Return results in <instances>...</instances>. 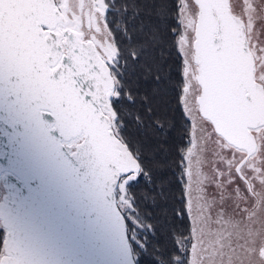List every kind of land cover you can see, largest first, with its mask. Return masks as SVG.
I'll return each mask as SVG.
<instances>
[{
  "label": "snow or ice",
  "instance_id": "obj_1",
  "mask_svg": "<svg viewBox=\"0 0 264 264\" xmlns=\"http://www.w3.org/2000/svg\"><path fill=\"white\" fill-rule=\"evenodd\" d=\"M0 109L138 264H264V0H0ZM0 264L30 261L5 239Z\"/></svg>",
  "mask_w": 264,
  "mask_h": 264
},
{
  "label": "water",
  "instance_id": "obj_2",
  "mask_svg": "<svg viewBox=\"0 0 264 264\" xmlns=\"http://www.w3.org/2000/svg\"><path fill=\"white\" fill-rule=\"evenodd\" d=\"M71 160L0 109V225L30 264H135L123 230ZM74 167V165H73Z\"/></svg>",
  "mask_w": 264,
  "mask_h": 264
},
{
  "label": "trees",
  "instance_id": "obj_3",
  "mask_svg": "<svg viewBox=\"0 0 264 264\" xmlns=\"http://www.w3.org/2000/svg\"><path fill=\"white\" fill-rule=\"evenodd\" d=\"M4 236V229L0 228V242H2ZM133 260L135 264H138L139 260L144 256L145 254L138 251V250H133L131 249Z\"/></svg>",
  "mask_w": 264,
  "mask_h": 264
},
{
  "label": "flooded vegetation",
  "instance_id": "obj_4",
  "mask_svg": "<svg viewBox=\"0 0 264 264\" xmlns=\"http://www.w3.org/2000/svg\"><path fill=\"white\" fill-rule=\"evenodd\" d=\"M0 184H1V186H2V191H3L2 195H0V200H1V199H2V196H3V194H4V190H3V185H2L1 177H0ZM0 189H1V187H0ZM0 193H1V190H0ZM0 228H2L1 225H0ZM2 229H4V228H2ZM4 233H5V229H4Z\"/></svg>",
  "mask_w": 264,
  "mask_h": 264
},
{
  "label": "rangeland",
  "instance_id": "obj_5",
  "mask_svg": "<svg viewBox=\"0 0 264 264\" xmlns=\"http://www.w3.org/2000/svg\"><path fill=\"white\" fill-rule=\"evenodd\" d=\"M0 187H1V193H0V195H2V193H3V191H2V186H1V184H0ZM3 238H4V236H3ZM2 241H3V239H2Z\"/></svg>",
  "mask_w": 264,
  "mask_h": 264
}]
</instances>
